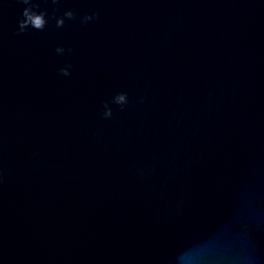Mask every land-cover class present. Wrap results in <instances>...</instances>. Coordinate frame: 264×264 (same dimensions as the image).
Instances as JSON below:
<instances>
[{"label": "water", "instance_id": "1", "mask_svg": "<svg viewBox=\"0 0 264 264\" xmlns=\"http://www.w3.org/2000/svg\"><path fill=\"white\" fill-rule=\"evenodd\" d=\"M32 3L0 0V264H264V0Z\"/></svg>", "mask_w": 264, "mask_h": 264}, {"label": "clouds", "instance_id": "2", "mask_svg": "<svg viewBox=\"0 0 264 264\" xmlns=\"http://www.w3.org/2000/svg\"><path fill=\"white\" fill-rule=\"evenodd\" d=\"M57 2L58 0H53L54 4H56ZM23 3L27 5V7L23 9L22 12L23 19L19 21V31H26L29 27L37 30H43L48 24L47 10L40 8L39 4L32 3V0H23ZM98 15L99 13L85 14L82 20L84 22H87L93 19V16H98ZM53 16H55L56 26L62 27L65 24V18L75 19L76 13L72 9H68L64 11L62 15H56V13L53 12ZM65 51H66L65 47L62 45H57L55 48V52L57 54H64ZM67 51L71 52L72 51L71 47H69ZM71 67H72L71 65L61 67L59 69V72L64 76H70ZM128 102H129L128 93L126 91H118L112 96L111 101L104 102V111L102 112V115L105 118L112 116L113 111L112 108L110 107V103L124 107Z\"/></svg>", "mask_w": 264, "mask_h": 264}]
</instances>
